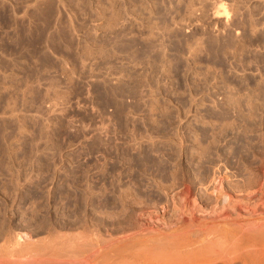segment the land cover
<instances>
[{"label":"rangeland","instance_id":"rangeland-1","mask_svg":"<svg viewBox=\"0 0 264 264\" xmlns=\"http://www.w3.org/2000/svg\"><path fill=\"white\" fill-rule=\"evenodd\" d=\"M263 106L264 0H0V229L171 220L262 165Z\"/></svg>","mask_w":264,"mask_h":264},{"label":"bare ground","instance_id":"bare-ground-1","mask_svg":"<svg viewBox=\"0 0 264 264\" xmlns=\"http://www.w3.org/2000/svg\"><path fill=\"white\" fill-rule=\"evenodd\" d=\"M215 15L227 17L228 11L221 4ZM244 175L243 179L242 175H237L236 180L231 176L233 181L229 178L230 182L220 183L214 180L218 176L213 175L218 186L207 184L209 181L203 184L207 178L201 179L202 192L211 194L208 193V198H205L207 194L196 190V185L187 182L177 187L170 185V190L176 191L170 196L171 205L167 210L171 211L172 219L154 215L157 222L154 217L146 220L140 216L143 220L139 226L135 224V228L131 227L133 222L131 226L127 222L131 228L123 229L125 222L120 230L103 231V228L95 229L89 221L90 226L83 222L85 225L81 223L82 228L78 225L80 229L76 228V232L60 233L62 228L48 236L47 229H41L47 237L36 238L35 233L40 231L32 233L33 228H28L32 226H27L30 231L18 228L12 232L10 230L16 228H8L9 233H4L3 227L0 229V264H264V162ZM139 208L138 211L142 210V206ZM117 220L108 223L115 225Z\"/></svg>","mask_w":264,"mask_h":264}]
</instances>
